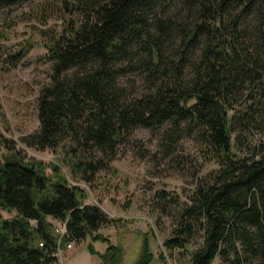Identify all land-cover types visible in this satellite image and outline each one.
<instances>
[{"label": "trees", "instance_id": "trees-1", "mask_svg": "<svg viewBox=\"0 0 264 264\" xmlns=\"http://www.w3.org/2000/svg\"><path fill=\"white\" fill-rule=\"evenodd\" d=\"M68 4L77 19L45 45L49 83L36 98L37 129L20 143L61 149L71 177L88 183L133 129L166 125L172 135L183 124L216 169L179 207L175 196L155 193L160 212L176 205L163 248L186 252L185 264H264V147L232 152L233 140L248 141L244 133L264 121V0ZM14 56L16 63L24 54ZM126 72H137L142 85L131 96L117 85ZM84 199L58 166L25 157L0 135V211L13 213L0 217V264H59L57 249L86 239L106 245L101 253L86 246L97 264H119L121 249L98 233L114 221ZM49 220L64 224L58 245ZM150 260L143 234L133 264Z\"/></svg>", "mask_w": 264, "mask_h": 264}, {"label": "rangeland", "instance_id": "rangeland-1", "mask_svg": "<svg viewBox=\"0 0 264 264\" xmlns=\"http://www.w3.org/2000/svg\"><path fill=\"white\" fill-rule=\"evenodd\" d=\"M69 1L13 0L0 5V135L25 157L58 166L70 185L84 191L85 204L95 205L114 221L113 226L98 233L121 249L119 264H133L137 260L143 234L151 253L149 264H185L186 252H168L162 242L176 217V205L185 203L199 178L216 169L195 130L180 124L170 135L166 125L157 129L135 128L116 147L107 169L88 183L71 177L62 164L61 149L38 151L20 143L37 129L36 98L39 90L49 83L50 64L45 45L53 35L60 34L68 21L77 19L69 13L75 5L70 6ZM18 52L24 57L15 63L13 58ZM137 76V72H126L117 77V85L131 96L142 88ZM238 110L240 104L235 107ZM249 129L248 136L244 133L248 141L239 144L233 140L232 152L236 156L250 153L253 147L256 150L264 147V121L258 120ZM158 191L175 196L177 204L160 212L155 197ZM12 216V212L0 211L4 219ZM198 241L195 238L191 247ZM89 243L99 253L106 247L86 239L72 249L61 250L56 256L58 263L97 264V258L87 253ZM212 264L219 262L215 260Z\"/></svg>", "mask_w": 264, "mask_h": 264}, {"label": "built area", "instance_id": "built-area-1", "mask_svg": "<svg viewBox=\"0 0 264 264\" xmlns=\"http://www.w3.org/2000/svg\"><path fill=\"white\" fill-rule=\"evenodd\" d=\"M50 225L52 227V232H53V235H54L56 242H57V245H58L60 243L62 237L65 235L64 224L56 222V221H51ZM73 247H74V243H67L63 250H69V249H72ZM60 251H61V249H57L55 256H57Z\"/></svg>", "mask_w": 264, "mask_h": 264}]
</instances>
